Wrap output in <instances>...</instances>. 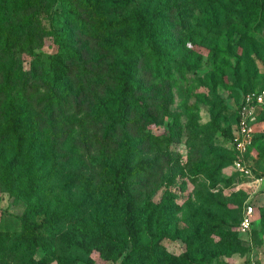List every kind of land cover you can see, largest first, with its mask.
<instances>
[{
  "label": "rangeland",
  "instance_id": "1",
  "mask_svg": "<svg viewBox=\"0 0 264 264\" xmlns=\"http://www.w3.org/2000/svg\"><path fill=\"white\" fill-rule=\"evenodd\" d=\"M91 1L0 6V232H22L23 218L40 231L54 227L49 246L35 252L46 264H122L140 247L129 264H264V102L253 123L250 174L238 170L234 147L240 105L264 90V9L229 0ZM118 1L125 3L112 4ZM137 8L150 15L164 70L143 32L137 36ZM213 10L217 23L208 17ZM67 12L82 17L86 31ZM227 12L247 13L248 22L233 18L229 27ZM123 16L126 22H113ZM22 23L14 38L10 30ZM134 44L140 55L132 58L125 47ZM120 95L133 104L132 120L111 133ZM11 103L41 124L37 134L29 121L16 124L23 118L7 112ZM108 103L97 117L94 109ZM127 142L138 148L123 167L128 182L150 177L131 190L132 205L123 194L113 202V177L104 168L110 157L123 162ZM158 153L170 164L144 172ZM28 191L33 195L17 194ZM167 198L181 207L165 213ZM147 199L158 207L142 217ZM85 201L81 215H70ZM56 216L63 221L49 225Z\"/></svg>",
  "mask_w": 264,
  "mask_h": 264
},
{
  "label": "trees",
  "instance_id": "2",
  "mask_svg": "<svg viewBox=\"0 0 264 264\" xmlns=\"http://www.w3.org/2000/svg\"><path fill=\"white\" fill-rule=\"evenodd\" d=\"M33 1H39V0H33ZM52 3L57 2L58 0H50ZM85 4L88 6H93L91 0H83ZM230 2H236L241 8L243 9H248L249 4H253L256 6H260L261 9H264V4L260 2V0H229ZM19 3V0H0V6L5 7L7 5H16ZM125 1H118V2H112L113 5H122L124 4ZM67 14H70L74 19L77 20L79 26L84 29L83 31H86L85 29V21L82 17H79L78 14L72 13V12H67ZM246 14L242 15H237L233 12L231 13H225L224 20L225 24L229 27L233 26V18L236 21V24H239V26H244L248 21L246 19ZM133 15V20L134 22L137 23V36H140V33L143 32L146 41H147V46L150 48V54H153L154 57H156V64L159 67V69L164 70L167 68V64L163 61H161L160 55L158 54L156 50V45H155V38L153 35V31L150 28V20L149 17L150 15L148 13H145L144 11L142 12L140 8L135 9L132 11ZM208 17L214 22H218V17H217V12L215 10L212 11L211 14L208 15ZM126 16L123 17H118L114 19L113 22H118V21H123L126 22ZM26 24L22 23L19 26H16L10 30V33L15 37H18L23 30L25 29ZM126 52L128 53L129 56H132L134 58V54L140 55V52L135 49V44L131 47H125ZM51 64L54 65V60H51ZM54 68L51 66L50 72L51 77L56 83H59L57 79V74L56 72L53 71ZM25 89L27 88L32 89L33 88V83H25ZM115 104L114 108V116L113 120L111 121V124L109 125V130H111V133H117L118 130L126 129L131 122L132 119L128 117V115L133 111V104L130 101L124 100V97L122 95L119 96V98L116 99V101L113 103ZM23 107V104H21ZM10 107V108H9ZM7 110L11 114V116H21L23 119L19 120L16 122L18 126L22 125V122H28L29 121V126L28 130L31 131L33 134H37L39 132V126L41 125L38 121H32L30 120L29 114L26 112V108L21 109V111H18L17 107H15L12 103L10 104ZM110 110L109 103L108 104H103L99 105L94 109V112L96 113L95 115L99 117L102 114H105ZM5 117L10 118L11 116H8L7 113H4ZM20 117V118H21ZM236 121L238 122V115L236 114ZM255 140V139H253ZM256 141V140H255ZM253 143V142H252ZM125 151L122 154L121 158L123 159V162L121 164L117 159L110 157L109 161H105L104 168L107 173L113 177V180L110 181V184L113 186V194L111 195L110 198H112L113 202H116L117 200L119 201L123 194L127 201L129 202L130 205H132L137 198L136 193L134 195L131 194V190H135L138 192L141 190L144 186L149 184L148 180L149 178H145V182L140 184V181L131 184L128 182L129 176H131V173L128 171L124 170V166L128 165L129 162V152L135 151L138 152L137 146H131L128 142L125 145ZM251 147V146H250ZM249 152V151H248ZM248 152L246 154V162L248 161ZM235 154L238 157V154L235 151ZM39 158L37 155L35 157ZM162 163H165L164 165H169L170 160L163 154H156L153 156V163L149 166L141 167L142 170L150 175L155 174V172L158 170L159 166L162 165ZM207 165V164H205ZM121 170V171H120ZM201 170V167L198 168L199 172ZM148 182V183H147ZM41 187H38L37 191H40ZM31 191L34 193V189H31ZM27 192V193H19L17 194L19 196H22L23 198H26L27 195L31 196L33 195L32 192ZM42 191V190H41ZM104 192V190H102ZM163 209L165 210L164 212L171 213L172 211L175 212L178 208L181 207L174 199L167 198L163 202ZM41 202L37 201L36 204L34 205L33 208H38L41 206ZM88 204L87 201L85 203H82L80 207L77 209H73L72 213L70 215L77 216L81 215L83 209L85 206ZM158 205L153 203L151 199H147L141 208V211L139 213L140 216H148L151 217L154 214V211L157 209ZM63 221V216H56L55 219L51 220V224H58ZM23 223L26 224L22 232H0V262L5 263L8 257H13L15 258V261L17 264H46V260L44 258L37 259L35 257V252L37 250V247H43L47 248L49 246L50 242V236H54L55 233H58V231L54 230V227H50L49 231H40L37 228L27 226L26 220L23 218ZM58 230V229H56ZM55 232V233H53ZM151 248L147 247V250H150ZM143 254L142 247L137 248L136 250H133L129 256L125 257L123 260L122 264H129L133 259H137V257H140V255ZM200 257L203 259L206 257V253L203 250L199 251L198 254ZM197 264H200L199 261L196 262Z\"/></svg>",
  "mask_w": 264,
  "mask_h": 264
},
{
  "label": "built area",
  "instance_id": "3",
  "mask_svg": "<svg viewBox=\"0 0 264 264\" xmlns=\"http://www.w3.org/2000/svg\"><path fill=\"white\" fill-rule=\"evenodd\" d=\"M264 102V90L255 94L248 93L238 109L237 133L234 140L235 151L238 154L236 166L242 173L250 174L251 169L246 162V154L253 142L254 121L259 105ZM253 207H248L247 215H251ZM244 228L250 225L248 217L242 222Z\"/></svg>",
  "mask_w": 264,
  "mask_h": 264
}]
</instances>
